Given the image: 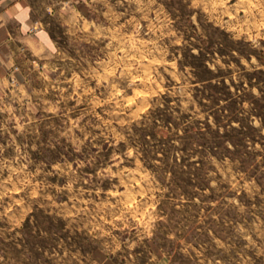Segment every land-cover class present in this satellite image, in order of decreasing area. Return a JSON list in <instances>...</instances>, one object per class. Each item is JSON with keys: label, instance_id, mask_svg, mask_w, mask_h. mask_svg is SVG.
<instances>
[{"label": "rangeland", "instance_id": "obj_1", "mask_svg": "<svg viewBox=\"0 0 264 264\" xmlns=\"http://www.w3.org/2000/svg\"><path fill=\"white\" fill-rule=\"evenodd\" d=\"M80 11L1 91L0 264H264V0Z\"/></svg>", "mask_w": 264, "mask_h": 264}, {"label": "crops", "instance_id": "obj_2", "mask_svg": "<svg viewBox=\"0 0 264 264\" xmlns=\"http://www.w3.org/2000/svg\"><path fill=\"white\" fill-rule=\"evenodd\" d=\"M83 1L0 0V98L2 90L14 89L25 79L34 58L44 61V52L55 47L56 37L80 25ZM94 254L95 249L88 253L89 264H99ZM107 259L101 264H119Z\"/></svg>", "mask_w": 264, "mask_h": 264}]
</instances>
